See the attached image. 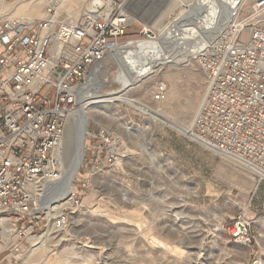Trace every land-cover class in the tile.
Here are the masks:
<instances>
[{
  "label": "rangeland",
  "instance_id": "obj_1",
  "mask_svg": "<svg viewBox=\"0 0 264 264\" xmlns=\"http://www.w3.org/2000/svg\"><path fill=\"white\" fill-rule=\"evenodd\" d=\"M115 1L126 8L128 0ZM202 1L139 0L153 8L148 21L128 9L133 20L118 44L148 38L147 29L160 39L162 30H172L182 39L186 36L183 27L194 23L186 18L188 11ZM22 2L28 3L30 10L34 6L51 10L60 21L78 20L85 9L82 6L69 15L68 7L57 2L43 5L32 0H0V19L24 15L15 14ZM21 7L25 10V5ZM157 9H161L158 14ZM153 16L158 21H153ZM222 30L205 35L208 42L203 48ZM176 50L171 49L170 59L163 54L142 76L131 77L132 83L125 89L111 50L96 64H102V71L91 86L88 101L114 99L93 103L90 120L117 135L119 155L113 165L89 178H84L88 168L80 167L83 181H77V174L73 182L81 198L77 207L70 208V220L64 226L54 228L53 223L62 209L70 207L63 203L70 188L64 185L49 197L47 192L54 186H46L43 202L60 207L45 209L44 227L34 238L37 245L18 264H264V181L184 131L192 126L204 102L206 74L200 53L184 56ZM127 51L117 58L122 60ZM159 83H166L169 90L162 102L153 98ZM143 105L150 106L157 113L150 112L161 119L156 116L154 120ZM67 129L68 125L63 162L74 148L68 145ZM58 180L62 183L64 177L54 184ZM239 215L250 223L256 236L252 245L238 243L229 232Z\"/></svg>",
  "mask_w": 264,
  "mask_h": 264
},
{
  "label": "built area",
  "instance_id": "obj_2",
  "mask_svg": "<svg viewBox=\"0 0 264 264\" xmlns=\"http://www.w3.org/2000/svg\"><path fill=\"white\" fill-rule=\"evenodd\" d=\"M91 1L78 20L60 21L51 10L31 22L0 19V264H18L33 249L46 214L38 183L60 176L67 120L96 64L131 27L115 0H104L101 10ZM246 2L230 9L227 28L200 54L206 96L187 134L264 181V0ZM168 92L159 83L153 98L162 102ZM118 141L89 120L84 178L115 163ZM74 184L73 204L54 218L56 226L68 224L70 208L79 205ZM229 232L238 243L256 241L243 215Z\"/></svg>",
  "mask_w": 264,
  "mask_h": 264
},
{
  "label": "bare ground",
  "instance_id": "obj_3",
  "mask_svg": "<svg viewBox=\"0 0 264 264\" xmlns=\"http://www.w3.org/2000/svg\"><path fill=\"white\" fill-rule=\"evenodd\" d=\"M245 1L246 0H204L202 1V3L196 4L194 9L192 11H188V15H186V18L193 21L194 23L192 24V26L187 25L183 27V30L186 31V36L183 37L182 39L180 37H176L175 36L176 34L173 33L172 30H166L165 32H163V30L161 29L162 35H163L162 39H160L159 35L155 33L150 34L148 32L147 33L148 38L146 39H140V40H134V41L129 40L128 42H125L123 44L122 43L112 44L111 52L113 56L116 58V60L118 61L117 63H119V68H118L119 77L118 78H120V81L122 82V88L125 89L129 85L130 82L132 83L131 77L136 78L138 76H142L144 72L152 68V65L157 64V62H160L162 60L163 54L167 56L166 57L167 59H170L173 53L171 52V49L172 50L177 49L176 51L178 52V54H181V55L183 54L184 56L187 54H198V53L201 54L203 50V46L208 42L205 38V35H208V34L212 35L217 32L219 33V30L222 28L223 30L217 37L219 38L220 35L224 32V30L227 28V25L230 21V14H231L230 9L231 8L239 9ZM124 9L126 10V8ZM41 10L43 9L38 8L34 10L33 8L30 12L31 20H27L26 18H22L20 20H26L28 22H31L32 20H34L33 14L37 15L38 14L37 11H41ZM48 16H50L49 13H48ZM223 17H225L226 20H223ZM54 18L56 17L54 16ZM196 18L198 19L200 18V21L196 22ZM155 19H156L155 16H153L152 20L158 21ZM159 25L162 26V23ZM223 25H225L224 28L222 27ZM147 31H149V29H147ZM137 43L138 45L134 47V45ZM128 47L129 48L134 47V48L130 50V52H128L127 51ZM167 50L169 51L168 54H166ZM126 51L128 52L127 54H123V56L121 55L122 60L120 58H117L119 56L118 54L125 53ZM101 65L94 67L93 72L90 75V78L88 80V83L85 86L84 96H83V99L81 100V106L77 110L72 112L70 117L67 120V124H66V127L68 125L67 133L69 132L68 133L69 134L68 145L70 147L74 146V148L76 145L77 148L75 149V152H74V148L73 150L69 149L70 152L72 151L73 153H75V155H73V153L71 154V156L68 154V156H66L67 160H65L66 162L64 161L65 162L64 163L62 160V157H63L62 156L63 154L62 143H61V146L59 147L58 159L61 165V174L58 177V179L64 177V181L62 183H59V180H58L57 182L58 184L57 183L54 184L56 180L52 181V180L46 179L38 183V185L40 186V188L37 189L39 198L42 202L43 207L49 210L57 209L60 207V205L55 204V206L52 207L50 205L49 206L46 205L43 202V199H44L43 194L46 191V186L47 187L51 185L54 186L50 191L47 192L49 197L53 196L54 194H57V192H59L64 185L66 187H69L70 190L67 196L68 200H65L64 202L63 201L62 202L64 203V205H68V206H71L73 204L72 192L75 190V184L73 182V179L78 174V170L82 163V158H83L84 149H85L84 145L86 142V135H87V125L89 123V120L92 117V112L89 111V107H91L93 103H103V102H107L110 99H114L113 97L112 98L109 97L102 101H96V102L88 101V99L91 96L90 89H91L92 84L96 82L98 79H100ZM145 106L148 107V108H145L146 111L150 110V106L148 105H145ZM147 112L150 113L149 111ZM156 116L157 115L152 114V117L154 118V120H156V118L158 117ZM158 118L161 119L160 117ZM69 127H70V131H69ZM188 129L184 128V131H186L187 133ZM67 142H64L65 146H67ZM63 168L65 169L67 168V171L62 170ZM63 206L61 204V207ZM53 226L54 228H56V224H53ZM36 245L37 244H34V247Z\"/></svg>",
  "mask_w": 264,
  "mask_h": 264
},
{
  "label": "crops",
  "instance_id": "obj_4",
  "mask_svg": "<svg viewBox=\"0 0 264 264\" xmlns=\"http://www.w3.org/2000/svg\"><path fill=\"white\" fill-rule=\"evenodd\" d=\"M91 0H32V3H42L43 5L46 4V2H57L58 4H61V5H64L66 7H68V13L69 15L71 14H74V13H77L80 11L81 7L82 6H86ZM28 3L25 4V2H22L18 5L17 9H16V13L15 14H20V13H24V15L22 14V16H19V19H22V18H26L27 20H31V17H30V12H31V7L29 9V6L30 5H27ZM25 5V10H23L24 8L21 7V6H24ZM125 7H126V10L128 11V9H130L131 11L135 12V13H138L139 15H144L143 18L148 21L147 18H149L150 14H151V9L153 8H146V5L144 6L143 4H141V2H139V0H128L126 3H125ZM39 7H35L34 6V10L35 9H38ZM26 9L28 12H26ZM41 9V8H39ZM157 11V14L161 12V9L159 10H156ZM37 15L36 14H33V17L34 19L36 17H48V12L46 11V8H45V11H37ZM156 14V15H157ZM57 18V16H55ZM156 18V16H155ZM68 20V19H67ZM65 20V21H67ZM130 20L132 21L133 19L130 18ZM144 108H147L145 105H143ZM152 108H150L151 110ZM107 114V113H106ZM108 116V115H107ZM63 141H64V137H63V140H62V147H63ZM30 258V257H29ZM32 258V257H31Z\"/></svg>",
  "mask_w": 264,
  "mask_h": 264
},
{
  "label": "water",
  "instance_id": "obj_5",
  "mask_svg": "<svg viewBox=\"0 0 264 264\" xmlns=\"http://www.w3.org/2000/svg\"><path fill=\"white\" fill-rule=\"evenodd\" d=\"M91 2H92V4H93L94 6H97V9H98V10H101V9H103V7H104V0H92ZM148 32H149L150 34L153 33V31H151V30H149ZM147 111L150 112V110H147ZM150 113H152V112H150ZM152 114H153V113H152ZM154 115H155V114H154Z\"/></svg>",
  "mask_w": 264,
  "mask_h": 264
}]
</instances>
